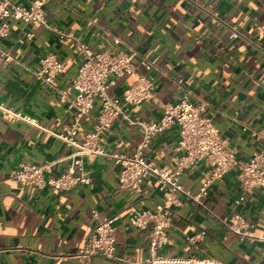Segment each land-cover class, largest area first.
Returning a JSON list of instances; mask_svg holds the SVG:
<instances>
[{"label":"crops","instance_id":"1","mask_svg":"<svg viewBox=\"0 0 264 264\" xmlns=\"http://www.w3.org/2000/svg\"><path fill=\"white\" fill-rule=\"evenodd\" d=\"M11 1L27 6L33 0ZM44 17L48 25L70 33L92 51L136 50L152 64L140 70L154 77L159 101H173L183 93L193 103L204 101V113L213 117L219 135L238 156L247 158L259 149L260 140L250 131L264 130V0H46ZM230 30L238 36H230ZM0 49L9 56L0 68V103L36 123L0 109V264H146L149 226L138 230L129 217L133 209L154 208L163 192L151 175L142 180L138 192L119 187V165L109 156L133 152L141 138L140 125L120 117L113 120L98 139L108 155L82 156L85 183L58 190L19 182L11 173L21 161L53 160L52 174L77 172L72 162L75 149L55 134L74 115L57 88L75 75L81 57L73 38L52 33L37 21L19 19H12L8 34L0 36ZM47 51L64 65L54 87L34 76ZM131 79L130 74L115 77L109 91L119 94ZM98 103L95 98L90 111L80 117L76 141L91 128ZM160 112L159 104L148 100L132 105L129 113L134 120H151ZM177 139L175 125L157 131L142 154L159 166H171ZM208 168L199 160L178 181L198 193ZM235 174L231 168L213 181L199 194V203L176 195L169 240L159 253L190 260L157 264H203L192 260L197 258L264 264V194L254 190L235 202L241 194ZM233 212L252 223L257 237L240 239L218 220ZM114 214V257L79 255L96 221ZM200 231L193 241L186 239Z\"/></svg>","mask_w":264,"mask_h":264},{"label":"built area","instance_id":"2","mask_svg":"<svg viewBox=\"0 0 264 264\" xmlns=\"http://www.w3.org/2000/svg\"><path fill=\"white\" fill-rule=\"evenodd\" d=\"M46 0H33L24 6L11 0H0V36L9 32V23L12 19L23 22L37 21L52 33L74 39L75 47L80 52V62L75 75L62 87L57 88L58 96L65 100L74 111L72 121L55 135L71 145L74 151L72 162L77 169L63 170L52 174L53 160L40 163L21 161L11 173V177L21 183L31 184L36 187H50L58 190H67L72 186L87 182V177L82 174V156L88 153L106 154L100 146V134L109 130L115 118H123L130 123L140 125L141 138L135 150L129 154H109L119 165L117 184L119 187L131 191H140L142 180L151 175L157 182V188L163 196L154 208L133 209L129 217L130 223L138 230L149 226L147 234L146 264H157L173 261H187L190 259H177L166 257L159 250L168 242L167 227L172 217V205L178 202L177 194L199 203V194L205 193L208 186L220 179L226 171L236 169V181L241 190L235 202L240 201L245 193L254 190L264 194V130L251 129V134L260 140L259 149L247 158L237 155L234 147L229 146L219 135L213 117L205 114L206 102L193 103L185 93L178 95L173 101H159L154 94V77L142 72L152 67L151 62L134 49L112 52L107 49L92 51L88 45L75 38L70 33H63L56 27L48 25L44 17V3ZM232 37H237L235 30H230ZM29 38L30 33L26 32ZM9 56L0 49V68L6 63ZM64 65L55 53L47 51L39 58L38 67L34 71L35 78L46 86L54 87L56 76L63 70ZM130 74L131 82L119 94L109 91L114 83V78ZM180 82V79H177ZM99 100L94 122L86 131L81 141L74 139L77 124L81 116L86 115L94 104V99ZM152 100L159 104V116L151 120H134L130 117L132 105L143 101ZM0 109L13 114L21 120L36 125L34 119L28 115L13 112L3 107ZM175 125L178 129V139L174 145L176 155L171 166H159L146 159L142 149L148 144L152 135ZM108 155V154H106ZM202 160L208 165V170L199 186L198 193H191L179 183V175L193 163ZM93 216L95 209L91 210ZM117 214L98 219L88 231L85 244L78 254L85 256L99 253L107 257H114L115 238L111 226ZM218 220L233 234L242 239L257 237L251 231L252 223L241 213L233 212L228 217ZM203 231L188 235L186 239L193 241ZM203 264H220L219 262L197 258L192 259Z\"/></svg>","mask_w":264,"mask_h":264}]
</instances>
